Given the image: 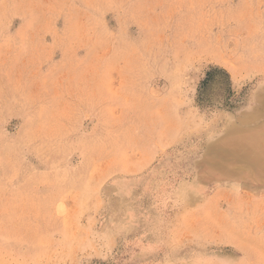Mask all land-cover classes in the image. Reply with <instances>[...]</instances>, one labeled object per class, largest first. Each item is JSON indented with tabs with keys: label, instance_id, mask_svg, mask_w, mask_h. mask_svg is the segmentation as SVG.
I'll use <instances>...</instances> for the list:
<instances>
[{
	"label": "rangeland",
	"instance_id": "1",
	"mask_svg": "<svg viewBox=\"0 0 264 264\" xmlns=\"http://www.w3.org/2000/svg\"><path fill=\"white\" fill-rule=\"evenodd\" d=\"M248 136L264 0H0V264H264Z\"/></svg>",
	"mask_w": 264,
	"mask_h": 264
},
{
	"label": "bare ground",
	"instance_id": "2",
	"mask_svg": "<svg viewBox=\"0 0 264 264\" xmlns=\"http://www.w3.org/2000/svg\"><path fill=\"white\" fill-rule=\"evenodd\" d=\"M247 138L249 140L248 143L246 142ZM240 139L241 140L239 142L230 143V145L233 146L234 144H236L237 147H238V149H239V151H241V152L242 151H245V153L246 152L253 151V150H255L257 153H261V151L264 152V143L261 142L259 140V138H255V137H252V136H248V137H244V139L243 138H240ZM220 149L221 150L218 149L219 150L218 157H219V159H221V161H223L224 160V155L227 154V150H226V147H224V146H222V148H220ZM254 159H256V162L255 163H257V164H260V161L261 162L264 161V159H259V157L254 158Z\"/></svg>",
	"mask_w": 264,
	"mask_h": 264
}]
</instances>
